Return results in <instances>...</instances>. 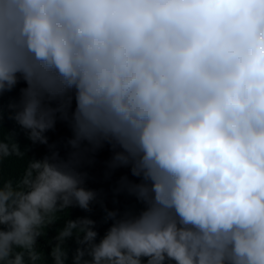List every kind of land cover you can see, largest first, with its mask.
<instances>
[{
  "label": "clouds",
  "instance_id": "1",
  "mask_svg": "<svg viewBox=\"0 0 264 264\" xmlns=\"http://www.w3.org/2000/svg\"><path fill=\"white\" fill-rule=\"evenodd\" d=\"M21 84L9 119L50 153L0 172V264H264V0H0V98ZM3 119L0 164L29 151ZM104 149L139 211L86 186ZM97 204L102 237L67 218L45 255Z\"/></svg>",
  "mask_w": 264,
  "mask_h": 264
},
{
  "label": "trees",
  "instance_id": "2",
  "mask_svg": "<svg viewBox=\"0 0 264 264\" xmlns=\"http://www.w3.org/2000/svg\"><path fill=\"white\" fill-rule=\"evenodd\" d=\"M23 87V84L19 85L16 90L11 93H6L2 98H0V108L3 109V128L6 133H15V140L19 143L21 150L29 149L27 151L26 157H11L5 159L2 164H0V172H2L5 180L17 179L23 175L24 170L27 165V159H41L45 155L50 153V149L44 145H33L27 138L25 133L18 127L14 120L9 119L12 114L9 105L12 103H17L19 101V88ZM71 130L68 125L64 122H58L54 131L47 133L49 138V145H53L52 150L59 151L61 156L65 155L66 149L64 147V142L71 136ZM110 157V152L107 149L102 150L97 154L96 165L91 168L90 179L86 186L90 189L97 190L101 192V198L104 205L108 209H119L121 213L124 211H139L141 206L136 203V201L126 194L116 195L114 189L116 187V182L119 177L126 174V170H121L112 177L111 180H105L104 178V162ZM104 210L99 204L93 206V211L91 213H86L79 208L69 209V216L67 213L64 214L63 219L56 225L51 226L47 230V235L40 240V244L43 246L45 255L49 252L48 241L52 240L57 234V229L63 226V220L76 219L78 217L90 216L92 219L97 221L98 232L102 237L108 228V224L103 223ZM76 244L74 242L69 243L70 254L74 252Z\"/></svg>",
  "mask_w": 264,
  "mask_h": 264
}]
</instances>
